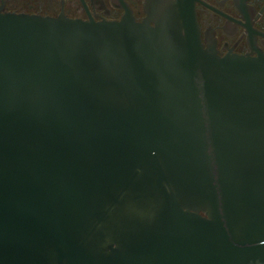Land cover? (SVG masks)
<instances>
[{"label":"water","instance_id":"95a60500","mask_svg":"<svg viewBox=\"0 0 264 264\" xmlns=\"http://www.w3.org/2000/svg\"><path fill=\"white\" fill-rule=\"evenodd\" d=\"M192 3L0 12V264H264V53Z\"/></svg>","mask_w":264,"mask_h":264},{"label":"flooded vegetation","instance_id":"af4514ba","mask_svg":"<svg viewBox=\"0 0 264 264\" xmlns=\"http://www.w3.org/2000/svg\"><path fill=\"white\" fill-rule=\"evenodd\" d=\"M145 0H0V12L28 13L40 16L95 21L119 20L128 13L140 22ZM199 31L200 42L204 29L213 30L216 54L228 52L254 57L264 53V0H189ZM203 18L206 20L203 24Z\"/></svg>","mask_w":264,"mask_h":264}]
</instances>
